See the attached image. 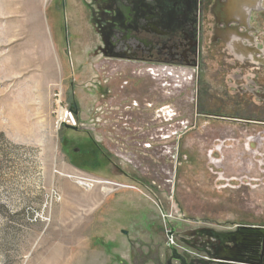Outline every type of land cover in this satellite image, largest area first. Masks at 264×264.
Masks as SVG:
<instances>
[{
	"label": "rangeland",
	"instance_id": "obj_1",
	"mask_svg": "<svg viewBox=\"0 0 264 264\" xmlns=\"http://www.w3.org/2000/svg\"><path fill=\"white\" fill-rule=\"evenodd\" d=\"M90 9L0 0V264H151L175 227L264 225V125L199 116L188 70L101 68Z\"/></svg>",
	"mask_w": 264,
	"mask_h": 264
},
{
	"label": "flooded vegetation",
	"instance_id": "obj_2",
	"mask_svg": "<svg viewBox=\"0 0 264 264\" xmlns=\"http://www.w3.org/2000/svg\"><path fill=\"white\" fill-rule=\"evenodd\" d=\"M244 1L255 5L247 27L234 20L227 22L229 17L222 13L227 0H90L89 24L97 42L92 52L96 60L99 58L98 65L106 69L124 67L142 74L154 67L188 70L195 90L194 109L199 116L264 125V0L236 3ZM228 35H237L241 50L230 43ZM175 83L179 85L176 93L184 89ZM148 86L143 84L145 90L141 93L146 98L128 117L142 119L141 115L146 114L143 112L149 110L144 107H148ZM155 102L152 111L163 113L164 90L160 99L156 95ZM83 161L89 162L86 157ZM237 226L217 229L201 222L175 227L173 246L178 257L169 247L151 264H264L263 241L246 253L249 263L210 257L209 245L214 240L208 229L232 231ZM196 229L197 235L186 234ZM226 246L232 247L233 243Z\"/></svg>",
	"mask_w": 264,
	"mask_h": 264
},
{
	"label": "water",
	"instance_id": "obj_3",
	"mask_svg": "<svg viewBox=\"0 0 264 264\" xmlns=\"http://www.w3.org/2000/svg\"><path fill=\"white\" fill-rule=\"evenodd\" d=\"M228 3L222 7L223 15L228 19V23L232 20L247 27L248 17L251 11L255 8L253 2H244V4L236 3V0H227ZM233 34L232 32H230ZM229 36L230 43L234 44V47L241 50V46L237 44V35ZM70 108L75 114H78V103L73 101L70 104ZM67 126V125H65ZM69 127V126H67ZM174 230V229H173ZM199 229L187 231V235H197ZM210 237L213 238V242L209 245L211 252L210 257L223 260V261H238V262H251V259L247 257L246 253L253 250L255 245L260 242H264V225H240L232 231H217L214 229H208ZM124 234H128V231L122 230ZM170 236H175L172 230L169 232ZM226 243H233V246L228 248ZM171 252L173 256L178 257L177 249L171 245Z\"/></svg>",
	"mask_w": 264,
	"mask_h": 264
},
{
	"label": "built area",
	"instance_id": "obj_4",
	"mask_svg": "<svg viewBox=\"0 0 264 264\" xmlns=\"http://www.w3.org/2000/svg\"><path fill=\"white\" fill-rule=\"evenodd\" d=\"M57 119H58V126L61 125H67L69 127H77L78 126V117L77 114L74 113V111L70 108V105L66 106H60L59 110L57 111ZM91 184H99L101 186H106V184H113L111 181L98 177V178H91V177H81V182ZM115 184V183H114ZM118 185V184H115ZM172 238V243L170 245H174V237L170 236Z\"/></svg>",
	"mask_w": 264,
	"mask_h": 264
},
{
	"label": "trees",
	"instance_id": "obj_5",
	"mask_svg": "<svg viewBox=\"0 0 264 264\" xmlns=\"http://www.w3.org/2000/svg\"><path fill=\"white\" fill-rule=\"evenodd\" d=\"M97 150L100 151V147L98 145H95V147L93 146V149L91 150L92 154H95L97 156L99 153V152H97Z\"/></svg>",
	"mask_w": 264,
	"mask_h": 264
},
{
	"label": "crops",
	"instance_id": "obj_6",
	"mask_svg": "<svg viewBox=\"0 0 264 264\" xmlns=\"http://www.w3.org/2000/svg\"><path fill=\"white\" fill-rule=\"evenodd\" d=\"M70 55H72V51H71ZM82 55H84V54H82ZM84 56H87V58L89 57V51L88 50L86 51V54Z\"/></svg>",
	"mask_w": 264,
	"mask_h": 264
},
{
	"label": "bare ground",
	"instance_id": "obj_7",
	"mask_svg": "<svg viewBox=\"0 0 264 264\" xmlns=\"http://www.w3.org/2000/svg\"><path fill=\"white\" fill-rule=\"evenodd\" d=\"M253 1V0H252ZM245 2V1H244ZM237 3H239V2H237ZM222 7V6H221ZM221 14V13H220ZM224 16V15H223ZM222 18V17H221ZM229 25V24H228Z\"/></svg>",
	"mask_w": 264,
	"mask_h": 264
}]
</instances>
